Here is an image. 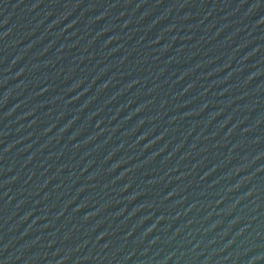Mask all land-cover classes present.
<instances>
[{
  "label": "water",
  "instance_id": "water-1",
  "mask_svg": "<svg viewBox=\"0 0 264 264\" xmlns=\"http://www.w3.org/2000/svg\"><path fill=\"white\" fill-rule=\"evenodd\" d=\"M0 264H264V0H0Z\"/></svg>",
  "mask_w": 264,
  "mask_h": 264
}]
</instances>
